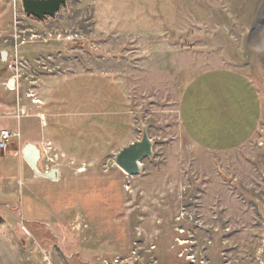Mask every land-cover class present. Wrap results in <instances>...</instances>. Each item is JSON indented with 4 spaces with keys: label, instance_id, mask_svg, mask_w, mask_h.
I'll list each match as a JSON object with an SVG mask.
<instances>
[{
    "label": "rangeland",
    "instance_id": "obj_1",
    "mask_svg": "<svg viewBox=\"0 0 264 264\" xmlns=\"http://www.w3.org/2000/svg\"><path fill=\"white\" fill-rule=\"evenodd\" d=\"M167 44L181 67L155 70L153 51ZM210 67L238 71L260 98L255 134L233 150L194 146L178 124L181 89ZM78 76L102 78L85 91L105 90L118 110L126 92V140L139 139L142 125L152 140L138 173L117 166L120 147L74 157L46 132L57 102L71 106L63 86ZM10 113L44 129L40 170L48 163L64 179L119 178L125 237L123 247L108 246L74 217L30 228L18 204L2 199L0 264H264V0H68L42 21L21 0H0V115Z\"/></svg>",
    "mask_w": 264,
    "mask_h": 264
},
{
    "label": "crops",
    "instance_id": "obj_2",
    "mask_svg": "<svg viewBox=\"0 0 264 264\" xmlns=\"http://www.w3.org/2000/svg\"><path fill=\"white\" fill-rule=\"evenodd\" d=\"M153 52L155 70L172 69V64L181 67V60L168 44ZM161 53L168 54L167 60L160 58ZM90 81L95 85L102 78L78 76L64 84L71 106L65 107L67 99H60L57 105L61 104V111L53 115L55 124L46 130L51 139L61 140L59 147L62 143L64 152L74 157L90 153L85 150L110 153L112 148L121 149L137 140L136 135L126 140L133 119L126 92L123 90V109L121 104L118 110L117 103L105 90L95 85L85 91ZM111 113L120 118V124L115 127ZM260 114V98L255 85L238 71L226 67L201 70L189 79L177 98L176 116L181 133L190 144L205 150L225 151L242 146L255 134ZM33 123L31 116L0 115V128L14 134L7 149L0 151V201L16 202L21 216L30 221L22 219L30 228L59 216L74 217L81 223L86 222L92 237L100 238L103 243L106 241L108 246L123 247V189L119 178L80 176L64 179L58 173L52 179L33 173L30 166L24 165L22 154L26 143L37 144L42 154L40 136L44 129ZM113 135L119 140L113 139ZM77 262L87 264L79 259Z\"/></svg>",
    "mask_w": 264,
    "mask_h": 264
},
{
    "label": "water",
    "instance_id": "obj_3",
    "mask_svg": "<svg viewBox=\"0 0 264 264\" xmlns=\"http://www.w3.org/2000/svg\"><path fill=\"white\" fill-rule=\"evenodd\" d=\"M68 0H21L22 8L27 16H32L42 21L46 17H53L64 6ZM5 52H1V55ZM139 139L130 142L121 148L115 155V163L127 174H136L140 170L141 160L150 156L152 152V140L146 135L144 125ZM22 154L30 167L40 175L48 178H56V168L43 172L38 168V160L41 156L40 147L37 144L26 143ZM140 162V165L138 164ZM120 264H134L133 261L121 262Z\"/></svg>",
    "mask_w": 264,
    "mask_h": 264
},
{
    "label": "built area",
    "instance_id": "obj_4",
    "mask_svg": "<svg viewBox=\"0 0 264 264\" xmlns=\"http://www.w3.org/2000/svg\"><path fill=\"white\" fill-rule=\"evenodd\" d=\"M11 138V134L10 132L7 130V129H3L1 128L0 129V151H5L7 146H8V143H9V140ZM49 161H52L51 159H48ZM49 168V164L46 163L45 165V168L42 169L43 172H48V169Z\"/></svg>",
    "mask_w": 264,
    "mask_h": 264
},
{
    "label": "bare ground",
    "instance_id": "obj_5",
    "mask_svg": "<svg viewBox=\"0 0 264 264\" xmlns=\"http://www.w3.org/2000/svg\"><path fill=\"white\" fill-rule=\"evenodd\" d=\"M138 164L140 165V162H138ZM122 170V169H121ZM125 172V171H124ZM126 173V172H125ZM127 174V173H126ZM127 175H129V174H127Z\"/></svg>",
    "mask_w": 264,
    "mask_h": 264
},
{
    "label": "flooded vegetation",
    "instance_id": "obj_6",
    "mask_svg": "<svg viewBox=\"0 0 264 264\" xmlns=\"http://www.w3.org/2000/svg\"><path fill=\"white\" fill-rule=\"evenodd\" d=\"M2 56V58L5 56V54H3V55H1Z\"/></svg>",
    "mask_w": 264,
    "mask_h": 264
}]
</instances>
